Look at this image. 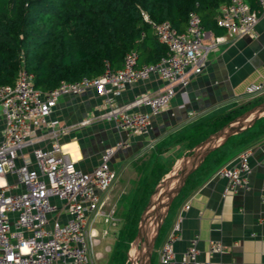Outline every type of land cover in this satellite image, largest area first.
<instances>
[{"label":"built area","instance_id":"obj_1","mask_svg":"<svg viewBox=\"0 0 264 264\" xmlns=\"http://www.w3.org/2000/svg\"><path fill=\"white\" fill-rule=\"evenodd\" d=\"M257 1V8L252 9L245 0H227L220 8L217 25L229 35L250 32L264 14V0ZM141 14L166 47L157 62L137 66L136 53L128 52L118 69L105 62L100 75L62 80L47 91L36 89L33 75L22 66L14 84L0 85V114L4 123L0 140V264H93L90 255L98 242L94 224L100 217L105 224H113V218L102 211V195L117 179L111 160L127 143L118 141L105 148L93 171L78 168L58 139L67 129H61L57 119H48L61 97L93 88L104 96L103 105L110 107L107 117L118 129L142 135L150 129L153 118L168 108L175 88H186L191 77L202 72L206 33L196 12L188 13L182 31L168 21L154 22L144 12ZM220 40L221 37L215 38L210 47ZM151 74L163 80V89L137 95L124 108L115 105V98L126 86L146 80ZM248 92L264 93V65L262 80ZM135 108L147 111H128ZM41 129L49 130L46 148L35 147L37 130ZM27 148H31V158L22 156ZM20 155L22 163L18 164ZM250 155V149H244L237 155L236 165L225 164L217 170L216 175L228 180L225 191L248 185ZM8 175L14 181H8ZM188 208L185 204L182 210ZM181 221L180 212L159 248V263L203 264L198 260L197 236L176 260L173 244L179 237ZM261 221L264 224V185ZM107 233L102 230V235ZM221 248L219 242L209 244L211 253H218ZM258 264H264V260Z\"/></svg>","mask_w":264,"mask_h":264},{"label":"crops","instance_id":"obj_2","mask_svg":"<svg viewBox=\"0 0 264 264\" xmlns=\"http://www.w3.org/2000/svg\"><path fill=\"white\" fill-rule=\"evenodd\" d=\"M245 1L250 5L248 0ZM182 27L185 28V23ZM203 30L206 33L203 45L207 49L202 72L193 75L186 88H175L176 93L168 108L153 118L145 134L133 135L118 129L107 117L110 107L103 105L104 96L93 88L58 100L48 119H57L59 127L67 129L60 133L58 139L78 168L85 172L93 171L99 165L105 148L124 141L127 145L115 152L111 166L117 171V178L123 175L127 184L134 181L131 187H134L135 194L146 176L149 179L155 176L154 180L161 181L195 144L250 108L255 101L264 99V93L252 95L248 92L263 76L264 14L247 33L229 35L221 27L215 30L203 27ZM217 37L222 40L210 47ZM164 85L157 74H151L146 80L126 86L115 98V105L124 108L137 95L157 93ZM128 111H147V108ZM254 124L230 136L188 176L161 225L158 235L163 233L159 245L156 239L150 264H160L159 248L180 212L181 231L173 244L177 261L194 236L198 238V260L203 264H258L264 260V224L261 221L264 123ZM3 128L0 114V140ZM49 141V130H37L35 147L46 148ZM244 149L251 151L248 185L225 191L228 180L216 172L225 164L236 165V157ZM22 156L31 158V148L24 149ZM17 163H22L21 155ZM119 169H122L121 174ZM156 170L161 172L160 175L155 173ZM7 180L14 181V177L8 175ZM114 183L116 185V181ZM113 185L102 195L105 214L104 206L112 196ZM185 204L189 208L182 210ZM100 219L103 222L102 217L97 221ZM114 223L119 222L115 220ZM113 224L106 223L102 230L106 229L109 234ZM95 228L98 235L104 236L102 230ZM210 242H219L221 251L211 253Z\"/></svg>","mask_w":264,"mask_h":264},{"label":"trees","instance_id":"obj_3","mask_svg":"<svg viewBox=\"0 0 264 264\" xmlns=\"http://www.w3.org/2000/svg\"><path fill=\"white\" fill-rule=\"evenodd\" d=\"M248 1L252 9L257 8V0ZM226 2L0 0V85L14 84L22 66L33 75L34 87L47 91L62 80L98 76L103 72L105 62L111 68H120L128 52L136 53L137 66L155 63L165 54L166 47L152 32L142 12L154 22L168 21L173 28L181 31L184 29L182 25H186L188 13L194 11L205 29L215 30L220 28L217 25L218 10ZM261 100L255 101V104ZM262 123L264 117L254 125ZM156 172L158 175L161 173ZM148 179L146 176L143 183ZM159 182L154 180L151 187ZM141 185L134 194L140 202V211L133 215L134 208L130 210L113 250L118 258L123 256L126 259L140 212L148 199L145 196L147 187L143 190Z\"/></svg>","mask_w":264,"mask_h":264},{"label":"water","instance_id":"obj_4","mask_svg":"<svg viewBox=\"0 0 264 264\" xmlns=\"http://www.w3.org/2000/svg\"><path fill=\"white\" fill-rule=\"evenodd\" d=\"M262 117L264 99L208 134L174 164L156 185L140 215L136 234L126 253V264H150L161 225L188 176L200 166L210 152L220 147L230 136L246 130Z\"/></svg>","mask_w":264,"mask_h":264},{"label":"rangeland","instance_id":"obj_5","mask_svg":"<svg viewBox=\"0 0 264 264\" xmlns=\"http://www.w3.org/2000/svg\"><path fill=\"white\" fill-rule=\"evenodd\" d=\"M119 171V174H121L122 169H119ZM154 177L155 176H153V179ZM153 179H148L141 185V188L143 190H145V188L147 187L145 196L147 195L148 199L156 187H151V183L154 181ZM117 180L116 185L114 183V187L112 188V196L106 202L104 210L108 216H111L115 220H118L119 223H114V226L110 227L109 234H107L106 236L104 235L101 237L100 235H98L95 238L98 242L93 246L90 255L93 264H126V259L123 256H120L119 258L117 256H114L113 250L116 247L119 237L121 236V232L125 226L127 215L130 213V210L132 208H134L133 215L138 213L140 211V202H138V199L134 197V187H131L134 181H131V184H127V179L123 175L118 177ZM149 190L153 191L150 192ZM95 226L99 229V231H101L102 228L106 226V224H104L100 219V221H97L95 223ZM164 227L165 225L163 226V228ZM162 233L160 232V235H158L157 245H159Z\"/></svg>","mask_w":264,"mask_h":264}]
</instances>
